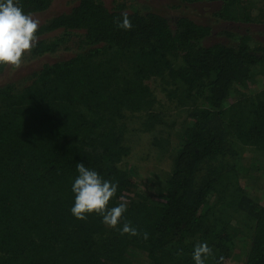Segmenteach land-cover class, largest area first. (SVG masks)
<instances>
[{
	"label": "trees",
	"instance_id": "1",
	"mask_svg": "<svg viewBox=\"0 0 264 264\" xmlns=\"http://www.w3.org/2000/svg\"><path fill=\"white\" fill-rule=\"evenodd\" d=\"M167 1L21 0L45 60L0 65V264H264V0ZM77 163L118 184L116 228L70 214Z\"/></svg>",
	"mask_w": 264,
	"mask_h": 264
},
{
	"label": "clouds",
	"instance_id": "2",
	"mask_svg": "<svg viewBox=\"0 0 264 264\" xmlns=\"http://www.w3.org/2000/svg\"><path fill=\"white\" fill-rule=\"evenodd\" d=\"M20 4L21 0H0V65L19 67L23 56L37 42L39 21L25 13ZM117 26L125 30L132 27L127 17L118 22ZM76 173L70 189L73 194L70 214L78 220H86L89 215L96 214L101 217L103 224L116 228L128 208L123 197L120 198L123 202L108 207L110 199L117 193L118 184L105 179L84 163L76 164ZM120 233L132 236L141 234L128 222L123 223ZM142 235L147 239L148 233L144 232ZM212 254L213 250L206 242L195 244L192 251L193 264H206ZM216 264H220V261L217 260Z\"/></svg>",
	"mask_w": 264,
	"mask_h": 264
},
{
	"label": "rangeland",
	"instance_id": "3",
	"mask_svg": "<svg viewBox=\"0 0 264 264\" xmlns=\"http://www.w3.org/2000/svg\"><path fill=\"white\" fill-rule=\"evenodd\" d=\"M109 1V0H108ZM146 4H148L150 6V8L154 11H157L158 13H161L165 16H168L170 18L176 16L178 13H180V10L179 9H175L173 8L171 5H173V2L172 1H167V0H145ZM140 2H143V0H140ZM65 3L64 2H59L57 4V7L58 8H62L64 7ZM242 29L241 30H244V27L242 26L241 27ZM260 28L258 29H255V30H251L249 28V31L253 34V36L256 38V37H260L258 36V31H259ZM65 55V52H59L58 54L56 55H53V58L55 57H58V56H63ZM43 60L45 59H36V60H33V61H27V60H22V63L19 67H9V71L8 73L6 74V77H14L16 76V78H19L21 77L20 75H27L29 74L33 69L37 68V66L41 63H43ZM159 97L162 99V94L161 93H158ZM160 111L162 113H164V117L165 119H167L168 121L170 120L169 117H171V115H175V112L174 110H172L171 108V105L168 104L163 110L159 107ZM168 115V116H167ZM183 117H179L178 120H181ZM139 151L141 148H138ZM256 155L255 153H252V152H247L246 153V156H254ZM244 162L246 163L247 159L245 160V158H243ZM242 162V161H241ZM143 164L145 165L146 162L143 161ZM242 167L243 168H247L246 165L242 164ZM156 169H163V164L161 163H158L156 166H155ZM142 172L140 174V176H142ZM145 176V175H144ZM142 176V177H144ZM256 193L253 191L251 195H255Z\"/></svg>",
	"mask_w": 264,
	"mask_h": 264
}]
</instances>
